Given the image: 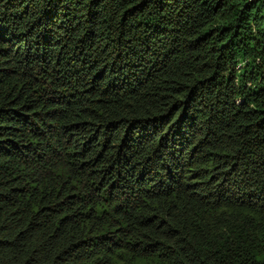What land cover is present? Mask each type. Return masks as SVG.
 <instances>
[{
	"label": "trees",
	"instance_id": "1",
	"mask_svg": "<svg viewBox=\"0 0 264 264\" xmlns=\"http://www.w3.org/2000/svg\"><path fill=\"white\" fill-rule=\"evenodd\" d=\"M0 264H264V0H0Z\"/></svg>",
	"mask_w": 264,
	"mask_h": 264
}]
</instances>
